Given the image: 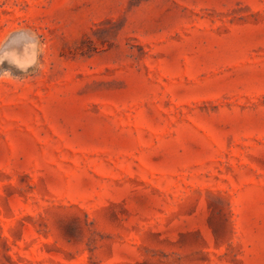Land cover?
<instances>
[{
	"label": "rangeland",
	"instance_id": "obj_1",
	"mask_svg": "<svg viewBox=\"0 0 264 264\" xmlns=\"http://www.w3.org/2000/svg\"><path fill=\"white\" fill-rule=\"evenodd\" d=\"M0 264H264V0H0Z\"/></svg>",
	"mask_w": 264,
	"mask_h": 264
}]
</instances>
